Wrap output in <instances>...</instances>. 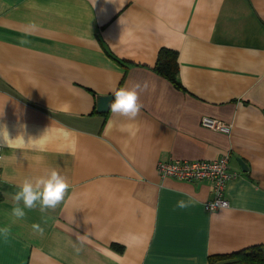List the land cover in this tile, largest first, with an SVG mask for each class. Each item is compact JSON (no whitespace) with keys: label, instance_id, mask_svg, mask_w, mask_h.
<instances>
[{"label":"crops","instance_id":"1","mask_svg":"<svg viewBox=\"0 0 264 264\" xmlns=\"http://www.w3.org/2000/svg\"><path fill=\"white\" fill-rule=\"evenodd\" d=\"M163 48L178 52L179 88L155 69ZM135 84L134 120L98 112ZM3 127L0 227L12 235L0 264H211L264 249V0H0ZM228 154L229 208L206 210L212 183L157 170ZM52 168L64 200L12 217L18 183Z\"/></svg>","mask_w":264,"mask_h":264},{"label":"clouds","instance_id":"2","mask_svg":"<svg viewBox=\"0 0 264 264\" xmlns=\"http://www.w3.org/2000/svg\"><path fill=\"white\" fill-rule=\"evenodd\" d=\"M20 43L26 44L28 41L21 39ZM143 87L146 88L147 85L145 84ZM140 90V84H135L133 87L125 85L114 89L112 93L114 100L109 104L110 113L134 120L143 107L140 103ZM0 137H3L6 144L12 140L6 127L0 128ZM68 187L66 176L55 168L49 169L39 176H26L17 185L18 190L13 196L15 203L10 215L16 220H20L26 215L25 209L32 210L38 207L41 213H45L49 209L54 210L64 200ZM21 203L23 207L20 206ZM190 203L191 201L180 200L178 201V207L186 208ZM32 228L43 236L44 229L39 224H33ZM11 235L10 226L0 227V240L8 242ZM75 250L77 253L80 251L79 248Z\"/></svg>","mask_w":264,"mask_h":264},{"label":"built area","instance_id":"3","mask_svg":"<svg viewBox=\"0 0 264 264\" xmlns=\"http://www.w3.org/2000/svg\"><path fill=\"white\" fill-rule=\"evenodd\" d=\"M201 125L225 134H230L232 131L231 124L208 116L201 118ZM157 170L161 178H175L187 182L207 181L212 183L214 196L205 203L206 210L215 211L230 207L229 201L225 198V189L228 183L236 178L238 174L230 170L229 154L215 160L176 159L161 161L158 164Z\"/></svg>","mask_w":264,"mask_h":264},{"label":"trees","instance_id":"4","mask_svg":"<svg viewBox=\"0 0 264 264\" xmlns=\"http://www.w3.org/2000/svg\"><path fill=\"white\" fill-rule=\"evenodd\" d=\"M155 69L159 74L173 82L175 86L181 87V83L177 79L179 72L177 51L163 48L159 54ZM257 251H259L258 254ZM235 257L242 264H264V252L259 246H253L230 254L211 256L210 262L211 264H215L216 261L223 260V258L231 259Z\"/></svg>","mask_w":264,"mask_h":264},{"label":"water","instance_id":"5","mask_svg":"<svg viewBox=\"0 0 264 264\" xmlns=\"http://www.w3.org/2000/svg\"><path fill=\"white\" fill-rule=\"evenodd\" d=\"M112 100H114V96L112 94L100 97L99 102H98V112L100 113L108 112L110 109L109 104ZM239 161L241 165L243 166V168L245 169L246 164L242 160H239Z\"/></svg>","mask_w":264,"mask_h":264},{"label":"rangeland","instance_id":"6","mask_svg":"<svg viewBox=\"0 0 264 264\" xmlns=\"http://www.w3.org/2000/svg\"><path fill=\"white\" fill-rule=\"evenodd\" d=\"M262 251L264 252V249H262ZM259 251H257L258 254ZM239 259L235 258H223V260H218L216 261L215 264H242L240 261H238Z\"/></svg>","mask_w":264,"mask_h":264}]
</instances>
